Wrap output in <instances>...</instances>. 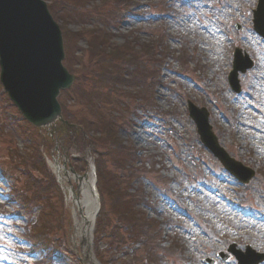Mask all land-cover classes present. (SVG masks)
<instances>
[{"label":"rangeland","instance_id":"374dc122","mask_svg":"<svg viewBox=\"0 0 264 264\" xmlns=\"http://www.w3.org/2000/svg\"><path fill=\"white\" fill-rule=\"evenodd\" d=\"M121 1L90 0L85 5L81 0L42 1L53 7L54 18L63 30L62 65L74 76V84L57 99L62 114L69 123H82L85 128L80 130L81 137L89 139L87 132H100L93 127L104 113L108 130L115 132L126 148L121 146L118 151L110 146L107 138L114 134L102 139L104 145L87 140L91 149L99 152L104 146L103 150L110 151L107 157L97 159L108 183L96 184L90 165L97 153L77 155L66 141L63 145L50 143L43 131L24 123L6 102V96L0 95V203L7 202L8 193L29 202L28 207L21 206L22 215L0 224V264L81 261L82 245L75 236L67 192L69 164L79 175L85 174L96 189L100 187L102 214L106 213L109 220L92 232L93 260L87 264H145L146 250L150 256H162L161 264H203V259H214L230 244L264 251V46H257L246 30L239 34L233 29L234 24L241 29L249 26L254 0H189L169 6H165L168 0H135L119 5ZM160 35L166 39V53L173 57L165 56V63L153 73L159 75L155 79L160 80L158 87L104 82L105 77L114 76L109 67L118 69V79H122L127 68L116 61L125 60L127 52L108 58L98 52L97 47L103 44L99 37L108 38L105 44L115 48L124 41L137 47L147 45ZM235 46L251 52L256 60L254 69L240 78L241 96L232 94L226 84ZM178 53L185 55L179 64L174 61ZM179 65L184 70L180 71ZM133 75L134 81L140 77L135 72ZM137 90L143 100L141 108L134 103L139 97L132 95ZM189 100L209 110L211 127L229 156L255 170L256 179L244 191L236 190L237 183L229 180L217 160L196 140L186 112ZM37 147L43 163V156L47 161L54 158L60 166L65 163L60 192L52 188L47 194H39V184L49 179L50 168L48 163L34 165ZM105 186L120 193V200L113 203ZM137 192L142 197L135 202L137 208L159 234L147 244L138 238L142 231L147 235L141 222L133 225V231H125L124 222L117 217V205ZM3 207L7 211L20 208ZM114 224L121 229L113 228ZM38 232L46 233L48 242L32 250L31 243L37 240L29 242L26 238ZM167 237L182 245L183 255L170 248ZM28 247L31 255L25 257L21 252Z\"/></svg>","mask_w":264,"mask_h":264},{"label":"water","instance_id":"95a60500","mask_svg":"<svg viewBox=\"0 0 264 264\" xmlns=\"http://www.w3.org/2000/svg\"><path fill=\"white\" fill-rule=\"evenodd\" d=\"M255 15L264 16V0H260ZM44 16L48 18L47 11L38 0H0L3 87L29 122L36 127L48 128L55 123L65 124L60 118L55 94L58 88L69 84L53 86L44 95L39 79L52 68L56 51V34L51 33V25ZM203 128L202 121L199 129L204 131Z\"/></svg>","mask_w":264,"mask_h":264},{"label":"trees","instance_id":"16d2710c","mask_svg":"<svg viewBox=\"0 0 264 264\" xmlns=\"http://www.w3.org/2000/svg\"><path fill=\"white\" fill-rule=\"evenodd\" d=\"M82 1V0H81ZM101 41H103V44H105V40H101ZM91 48H92V51L94 52V49H93V47L92 46H90ZM89 47V48H90ZM97 48H99L98 49V52H102L103 54H106L107 56H110V57H113V58H118V57H122V55L121 54H123L124 53V50L125 51H127V50H129V51H131L130 49H128V47H125V48H122V49H109L108 47H106L105 46V48H107L106 50L105 49H103V46H102V42H101V47H97ZM147 50H145V51H143L144 53H145V56L147 57L146 59H148V61H150L151 62V65H150V67H144L142 64H140L138 61H137V59L139 60V58H138V55H136L135 53H131V54H126V60H124V63H126V64H132V62L134 63V64H136L137 66H141L142 67V69H141V71H143V72H145L144 70L145 69H147L146 71L148 72L150 69H154L155 68V66H154V64L156 63V65H157V63H158V61H157V58H156V53L154 52V48L153 47H151V48H146ZM105 50V51H104ZM111 50V51H110ZM136 52V51H135ZM136 53H139V52H136ZM133 54V55H132ZM105 68H107V67H109V65L108 64H105ZM145 68V69H144ZM117 69L116 68H112V67H109L108 68V71H113V75H115L116 73H117V71H116ZM100 120L102 121V122H104V123H106L105 122V119L103 118V117H101L100 118ZM103 128H105V129H107V131H108V125L106 126L105 124L104 125H101ZM101 126H98V127H101ZM82 145L84 144V141L82 140V143H81ZM124 206V208H123V212H122V214H121V218H123L124 220H130V219H132V218H134L135 216H133V215H135V210H134V208H135V206L132 204V203H127V204H125V205H123Z\"/></svg>","mask_w":264,"mask_h":264},{"label":"bare ground","instance_id":"6f19581e","mask_svg":"<svg viewBox=\"0 0 264 264\" xmlns=\"http://www.w3.org/2000/svg\"><path fill=\"white\" fill-rule=\"evenodd\" d=\"M88 192H89V189H86V188H84V187L82 188V194H83V193H86V195H87ZM84 206H85V203H84ZM84 206H83V207H84ZM83 207H82V208H83ZM76 230H77V234H78L77 236H81V234H82L83 232L85 233V232L87 231V230H85V229H82V227H80V223L76 226Z\"/></svg>","mask_w":264,"mask_h":264}]
</instances>
